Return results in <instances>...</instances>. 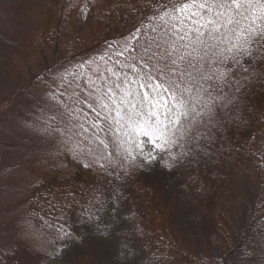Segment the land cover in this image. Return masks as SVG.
Returning <instances> with one entry per match:
<instances>
[{
    "label": "trees",
    "instance_id": "16d2710c",
    "mask_svg": "<svg viewBox=\"0 0 264 264\" xmlns=\"http://www.w3.org/2000/svg\"><path fill=\"white\" fill-rule=\"evenodd\" d=\"M170 2L174 0H48L51 8L43 12L38 31L9 60L11 70H20L22 63L26 67L21 70L30 72L48 52L55 62L31 80L62 109L60 128L38 160L43 166L38 185L49 194L48 206L36 214H28L27 206L19 210L23 215L16 233L22 236L16 234L8 248L0 249V264L262 261L264 60L244 56L233 47L241 42L240 30L252 21L221 7L222 15L207 14L218 21L214 25L203 16L184 20L180 27L188 35L181 40L172 36L176 20L172 8L166 7ZM73 18L75 26L83 19L98 33L90 49L77 50L65 38ZM201 25L205 27L200 34L193 31ZM170 46L176 49L173 56L186 58L178 60L181 70L188 59L194 67L183 76L174 75L179 89L165 93L155 86L168 88V76L157 68L168 62L160 54ZM234 56L243 68L233 63ZM173 93L177 100L183 93L185 102L205 115L182 118L175 135L163 125L159 132L154 125H144L150 110L158 114L177 110ZM137 113L147 135L129 120ZM157 135L175 143L160 152L153 144ZM149 149L154 158L145 160ZM180 151L192 160H180ZM228 163L249 180L245 189L217 185L225 183L222 170ZM181 169L187 172L185 179ZM89 185L111 189L89 198L88 189H101ZM60 188L64 193L56 199ZM154 195L159 200H153Z\"/></svg>",
    "mask_w": 264,
    "mask_h": 264
},
{
    "label": "rangeland",
    "instance_id": "374dc122",
    "mask_svg": "<svg viewBox=\"0 0 264 264\" xmlns=\"http://www.w3.org/2000/svg\"><path fill=\"white\" fill-rule=\"evenodd\" d=\"M49 8L48 0H0V249L8 248L16 234L22 236L19 231L16 233V229L21 227V208L27 206L30 210L28 214H36L49 203V194L45 195L41 185H38V175L43 167L38 160L51 147L52 135L60 128L59 113L62 108L58 103L50 102L49 95L32 82L31 76L36 78L55 60L46 52L45 57L29 69L30 72L21 70L26 67L22 63L18 71L8 67L9 60L16 56V50L24 44V40L38 31L43 12ZM74 18L70 20V28H66L65 38H70L77 50L90 49L99 37L98 33L89 21L83 19L75 26ZM64 54L67 55V52ZM177 155L182 161L192 160L184 151L177 152ZM180 172L185 179L187 172L182 169ZM239 172L236 165L228 163L222 170L227 176L225 183L217 185H244L245 189L249 180ZM195 174L202 176L198 170ZM104 185H89L101 189H88V197L100 196L96 193L105 194L111 189ZM188 185L194 184L190 182ZM63 193L60 188L54 197L58 199ZM159 198V195L153 196V200ZM24 217H28L27 214ZM261 255L259 264H264V250Z\"/></svg>",
    "mask_w": 264,
    "mask_h": 264
},
{
    "label": "snow or ice",
    "instance_id": "6c2138e0",
    "mask_svg": "<svg viewBox=\"0 0 264 264\" xmlns=\"http://www.w3.org/2000/svg\"><path fill=\"white\" fill-rule=\"evenodd\" d=\"M190 6L196 7L197 11H191ZM166 7L172 8L171 15L174 16L176 20V23H173L172 25V36L175 37L179 35L181 40L185 39L188 35L187 30L180 27L184 24V20H193L197 16H203L208 25H214L218 23V21H216L214 17L208 18L207 14L215 12V15H222L219 11V8L221 7H226L245 19H251L252 23L246 28H242L238 34L241 42L233 45V47L244 56L251 57L252 59L260 58L264 60V0H174V2H170ZM184 13H187V15H183ZM181 16H183V19H181ZM256 21H260L262 26L257 27ZM203 27H205V25H201L199 28L193 29V31L200 34V29ZM181 31H183V35H180ZM217 31H219V29H217ZM232 31L233 35H237L236 29H233ZM253 45H255V47H253ZM174 51H176V49L170 46L169 49H165V51L160 54V59L167 60L168 62L159 66L157 70L162 75L168 76V88H164L163 84L156 85L155 87L165 93L170 92L173 88L179 89V85L176 83V80L173 79L174 75L178 73L183 76L187 73L188 68L194 67L191 59H188L185 69L181 70L178 67V60L185 61L186 58L184 55L180 54L173 56ZM254 52L256 53L255 56L253 55ZM188 56L190 57L191 53H189ZM140 59H143V57L141 56ZM149 59L151 60L152 57H149ZM233 63L240 68H243L238 57H233ZM244 70L247 71V69ZM147 74L151 75L150 72ZM207 79H210V77ZM145 95H147V93ZM173 100L178 106L176 111H172V109L169 108L163 114H158L150 110L149 113L145 114L143 124L148 125L149 127H153L154 125L156 132H159L160 126L163 125L165 130L171 131V134L175 135L176 130L183 126L182 118L188 119L190 114H194L195 117L205 115L203 112H197L196 108L190 107V104L185 102L183 93H180V99L178 100L173 93ZM161 103H166V100L161 101ZM102 107H106V105H102ZM151 107H154V105H151L150 102V109ZM207 114L211 117L212 112L210 108L208 109ZM138 115L140 114L129 115V120L135 127L141 128L145 135H147V130L144 129L140 121L136 119V116ZM161 116L163 119H161ZM171 117H175V119H172ZM171 143H175V141H169L162 135H157L156 140L153 141L154 146L158 148L160 152L168 151ZM140 151L141 154H143V148H140ZM129 155L131 156V153H129ZM153 158V152L149 149L148 153L144 155V159L150 160ZM134 161L135 157L133 156L132 162L134 163ZM51 207L57 211H63L62 208H57L55 204H52ZM60 231H63V229H60Z\"/></svg>",
    "mask_w": 264,
    "mask_h": 264
}]
</instances>
